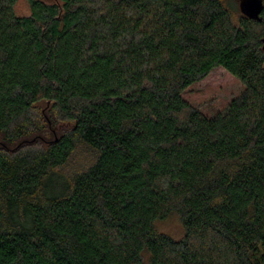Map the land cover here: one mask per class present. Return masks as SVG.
Listing matches in <instances>:
<instances>
[{
    "label": "trees",
    "instance_id": "trees-1",
    "mask_svg": "<svg viewBox=\"0 0 264 264\" xmlns=\"http://www.w3.org/2000/svg\"><path fill=\"white\" fill-rule=\"evenodd\" d=\"M27 1L0 0V264H264V9ZM218 67L244 90L208 116L183 93Z\"/></svg>",
    "mask_w": 264,
    "mask_h": 264
},
{
    "label": "rangeland",
    "instance_id": "rangeland-1",
    "mask_svg": "<svg viewBox=\"0 0 264 264\" xmlns=\"http://www.w3.org/2000/svg\"><path fill=\"white\" fill-rule=\"evenodd\" d=\"M46 1V0H44ZM18 16H29L30 6L27 0H18ZM244 90L243 84L222 67L214 69L207 78L192 85L183 93V98L198 107L208 116L224 111L230 102ZM93 158L87 148H79L70 162L69 172L86 166ZM156 228L165 234L179 239L182 236L181 220L178 214H172L165 220L158 221Z\"/></svg>",
    "mask_w": 264,
    "mask_h": 264
},
{
    "label": "water",
    "instance_id": "water-1",
    "mask_svg": "<svg viewBox=\"0 0 264 264\" xmlns=\"http://www.w3.org/2000/svg\"><path fill=\"white\" fill-rule=\"evenodd\" d=\"M240 7L242 12L248 17L259 19L264 9V2L263 0H241Z\"/></svg>",
    "mask_w": 264,
    "mask_h": 264
}]
</instances>
